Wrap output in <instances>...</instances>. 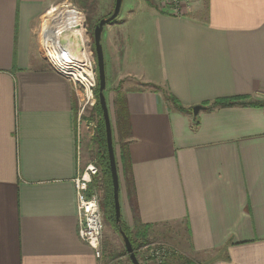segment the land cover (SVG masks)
I'll list each match as a JSON object with an SVG mask.
<instances>
[{"label":"crops","instance_id":"obj_1","mask_svg":"<svg viewBox=\"0 0 264 264\" xmlns=\"http://www.w3.org/2000/svg\"><path fill=\"white\" fill-rule=\"evenodd\" d=\"M65 1L0 0V264L108 263L78 234L79 95L39 40ZM191 3L175 17L123 0L108 25L107 105L116 123L124 98L131 128L133 194L119 174L121 217L175 250L168 260L264 264V108H215L197 121L192 112L220 99L264 102V0ZM113 146L119 158L117 126Z\"/></svg>","mask_w":264,"mask_h":264},{"label":"rangeland","instance_id":"obj_2","mask_svg":"<svg viewBox=\"0 0 264 264\" xmlns=\"http://www.w3.org/2000/svg\"><path fill=\"white\" fill-rule=\"evenodd\" d=\"M79 1L83 4L82 7H86V8H81ZM79 1L78 0H66L64 3H60L56 7L52 8V10L50 11V14H48L47 17L45 18L44 25H42V27H40V30H39L40 46H41L43 55L47 57L44 46L46 47V49L52 47L53 36H52L51 22L53 18L57 16L56 14H58L61 11H65L70 8L73 10H76L77 12L81 14V16L84 19L85 37H86L87 43L89 42L87 44V48L90 54L89 62L92 63V67H94L95 69V75L97 76L98 74L96 72L97 61H96L95 54L92 50L93 32L98 22L101 19L106 18L114 10L115 0H79ZM149 1L155 4L154 0H149ZM156 8L158 9L157 6ZM124 9L125 8L123 5L122 11ZM191 9H192V6H191ZM109 30H110L109 26L105 27L104 32L102 34V44H104V42L107 40V37L109 36ZM93 108L94 106H90V105L86 106L85 110L83 111L81 115L80 121L78 120V123H77L78 133L80 135L79 137L87 148L85 152L86 166L82 168L81 175L85 174L87 170L90 168L91 170L97 171L96 175L92 176V183L89 185L88 193L91 192V195H96L100 199V204H101V209H102L103 219H104L102 245H103L105 257L106 256L108 257L107 264H132L130 260V255L126 251L125 244H124V241L121 235L112 227L110 223H108L105 220V214L103 210V201L105 200V189H106L105 184L106 183H104V178H103L104 175L99 166V157L101 156L102 151L97 143V126L99 124L100 119L97 116V114L94 113ZM77 111L79 110L77 109ZM110 119L113 125L112 126L113 129L116 131V125H115L116 123H115L114 115L113 116L111 115ZM119 151H120V145H119ZM116 159H118L117 155H116ZM120 174H122L127 190H129L127 179L123 175L122 170ZM93 183L96 189L94 191H90V186L93 185ZM122 222L124 223L123 218H122ZM127 229L131 232V239L133 240L135 246L137 247L136 251L141 246L149 243L148 241L145 242L144 240L143 243L139 245L140 239L136 233V230H131L128 227ZM167 247L170 248L171 251L173 250L169 245H167ZM143 251L145 250H142L136 253V256L139 262L141 264H156V262H154L153 259L151 258L148 259L145 256L141 257L143 255ZM174 257L175 258L170 259L171 262L170 260H167V264L169 263L170 264H182V261L179 257L177 256H174Z\"/></svg>","mask_w":264,"mask_h":264},{"label":"built area","instance_id":"obj_3","mask_svg":"<svg viewBox=\"0 0 264 264\" xmlns=\"http://www.w3.org/2000/svg\"><path fill=\"white\" fill-rule=\"evenodd\" d=\"M158 10L168 13L171 16L180 17L184 16L186 12L191 11V0H154ZM44 34V33H43ZM44 40V38H43ZM44 46V44H43ZM48 64L60 75L69 79L75 88L76 93L79 95V114L78 120L80 121L81 115L86 106H94L96 103L95 90L97 87V76L92 63H86L91 70V76L85 78H75L69 72H64L54 62L55 57H51L47 53L44 46ZM96 170L88 169L83 175L79 174L76 179L77 191V210H78V224H79V238L89 245L99 260L104 258V250L102 245L104 219L101 209L100 199L96 195L88 196L89 185L92 183V176L96 175ZM143 251L141 257L153 259L156 264H167V260L172 254L170 248L166 245L149 242L141 246L135 254Z\"/></svg>","mask_w":264,"mask_h":264},{"label":"trees","instance_id":"obj_4","mask_svg":"<svg viewBox=\"0 0 264 264\" xmlns=\"http://www.w3.org/2000/svg\"><path fill=\"white\" fill-rule=\"evenodd\" d=\"M79 1V0H78ZM80 2V1H79ZM83 4L80 2L81 8ZM114 11V10H113ZM113 11L107 16L110 17L113 13ZM106 17V18H107ZM117 20V19H116ZM99 23V22H98ZM92 50L95 54V47L94 43L92 46ZM97 61V60H96ZM96 72H97V63H96ZM152 89L159 90L158 87H151ZM95 98L96 103L94 105L93 111L97 116L99 117L100 121L97 126V143L99 147L101 148V156L99 157V166L103 172L104 175V183L106 186L105 189V200L103 201V210L105 214V220L112 225V227L120 234L122 231L126 234L127 237H129L130 242L132 244V247L134 248V251H136V246L131 239V232L127 229V226L122 222L120 224L116 223L115 219V210H114V199H113V184H112V176H111V169H110V160L108 156V146H107V139H106V127H105V121L103 117V111L100 105V99H99V79L97 76V87L95 90ZM167 100L170 101L179 111L183 113H190L191 110H186L183 108L178 101L173 96H168ZM246 99L243 98H231V99H220L216 100L214 103L207 105V110H214L215 108H222V107H232V106H238V105H244L249 104L256 108H264V102L259 103H252L248 102ZM116 126L117 131L119 135V145H120V156L118 159H116L117 164V170L120 174L121 170L125 178L127 179L128 183V193L129 197L132 200V194H133V180H132V173H131V166H130V157H129V149H128V138L131 136V128H130V122H129V113L127 109L126 100L123 98H117L116 100ZM197 121V117H196ZM114 133V130H113ZM115 146V142H114ZM96 188L93 185L90 186V191H94ZM88 196H91V192L88 193ZM147 228V227H145ZM136 233L140 239V243H143L145 240L148 241L146 236V229L143 232L142 230H136ZM182 264H194L189 261H185Z\"/></svg>","mask_w":264,"mask_h":264},{"label":"bare ground","instance_id":"obj_5","mask_svg":"<svg viewBox=\"0 0 264 264\" xmlns=\"http://www.w3.org/2000/svg\"><path fill=\"white\" fill-rule=\"evenodd\" d=\"M56 15L51 22L53 38L52 47L47 48L48 55L55 57L54 62L59 69L69 72L75 78L91 76L89 66L86 65L90 60V54L87 48L89 42L87 43L85 37L83 17L71 8ZM62 35L67 41L64 47L60 42Z\"/></svg>","mask_w":264,"mask_h":264},{"label":"water","instance_id":"obj_6","mask_svg":"<svg viewBox=\"0 0 264 264\" xmlns=\"http://www.w3.org/2000/svg\"><path fill=\"white\" fill-rule=\"evenodd\" d=\"M122 4H123V0H115V7L112 15L110 17L101 19L99 23L95 26L93 32V43L95 47L96 60H97V73H98L97 76L99 79V99H100V105L103 111V117L106 127L108 156L110 160V169H111L112 184H113L115 219H116V223L118 224H120L122 218L121 205H120V179L117 170L116 155L113 146L112 123L110 119L109 108L107 105V99L105 96L107 82H106V71H105V57H104V51L102 45V34L104 32L105 27L114 23L116 19L119 17L122 9ZM63 36L64 35L60 37V42L61 45L64 47L67 45V41ZM205 110H207V108L204 106H196L193 108L192 112L194 117H197L201 111H205ZM120 235L124 241L126 251L130 255V260L132 264H141L135 254L134 248L132 247L129 237H127L123 231L120 233Z\"/></svg>","mask_w":264,"mask_h":264}]
</instances>
